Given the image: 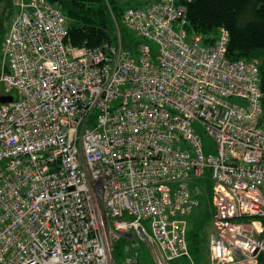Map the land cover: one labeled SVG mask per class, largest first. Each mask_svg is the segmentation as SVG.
Listing matches in <instances>:
<instances>
[{
  "label": "built area",
  "instance_id": "1",
  "mask_svg": "<svg viewBox=\"0 0 264 264\" xmlns=\"http://www.w3.org/2000/svg\"><path fill=\"white\" fill-rule=\"evenodd\" d=\"M131 7L147 42L73 45L48 0H13L2 43L0 264H155L190 254L187 216L212 185L207 264H264V109L260 68L230 60L229 31L189 33L186 3ZM118 24V23H117ZM138 57V58H137ZM239 98L243 105L233 103ZM201 123L216 141L205 155ZM189 148H183V143Z\"/></svg>",
  "mask_w": 264,
  "mask_h": 264
},
{
  "label": "trees",
  "instance_id": "2",
  "mask_svg": "<svg viewBox=\"0 0 264 264\" xmlns=\"http://www.w3.org/2000/svg\"><path fill=\"white\" fill-rule=\"evenodd\" d=\"M48 1L58 6L67 16L70 23L69 39L73 45L86 44L96 47L103 43L117 44L119 30L123 47L135 50L132 49L131 40H125L121 27L123 14L131 7H121L119 0ZM186 10L188 19L186 28L189 33L201 34L204 43L211 45L217 39L220 29L225 28L230 34L228 58L257 63L260 68L264 109V0H192L186 3ZM17 12L13 0H0V78L2 72L7 71L3 66L2 43ZM203 179L204 181L200 180V184L204 188L205 196L201 198L200 207L204 206L207 209L205 216L210 218L212 185L209 178ZM202 222L204 221L200 219L198 223L201 228L204 227ZM187 241L192 257L194 254L199 255L200 246L196 230L189 231ZM125 244L127 239L121 237L114 246L116 264L123 262L126 254ZM207 254L209 256V253ZM193 260L197 264H205L201 263L199 256L193 257ZM196 263L184 257L172 262V264Z\"/></svg>",
  "mask_w": 264,
  "mask_h": 264
},
{
  "label": "rangeland",
  "instance_id": "3",
  "mask_svg": "<svg viewBox=\"0 0 264 264\" xmlns=\"http://www.w3.org/2000/svg\"><path fill=\"white\" fill-rule=\"evenodd\" d=\"M157 0H119V4L121 7H138L146 9L151 3L156 2ZM121 27L123 29V36L125 40H131L132 42V49L135 48V55H137V47L142 42H147L152 48L153 55L156 56L159 52V45L153 41L146 40L144 37L137 34V32L130 30L127 26L121 22ZM138 58V57H137ZM2 90V85L0 84V92ZM231 102L243 105V101L239 98H231ZM194 128L196 129L197 133L202 138L203 149L205 155H214L217 152V144L215 139L208 134L206 128L199 122H194ZM189 143L184 142L183 148H189ZM201 180L204 181L202 178ZM205 196V194H204ZM204 198V197H203ZM207 209L202 206L194 210V212L187 216L186 219L188 221V233L190 230H196L198 235L199 241V257H201V263H209L210 259L207 253H209V244L211 237H213V224H212V217L206 218ZM213 215V213H212ZM206 218V219H205ZM202 219V224L204 227L198 225L199 220ZM197 223V225H196ZM141 256H142V264H155L149 246L146 243L141 242L140 246ZM196 254L193 257H197ZM196 263V261L194 260ZM183 263V262H182ZM197 264V263H196Z\"/></svg>",
  "mask_w": 264,
  "mask_h": 264
},
{
  "label": "water",
  "instance_id": "4",
  "mask_svg": "<svg viewBox=\"0 0 264 264\" xmlns=\"http://www.w3.org/2000/svg\"><path fill=\"white\" fill-rule=\"evenodd\" d=\"M13 101V96L9 95V96H1L0 97V103H8Z\"/></svg>",
  "mask_w": 264,
  "mask_h": 264
}]
</instances>
